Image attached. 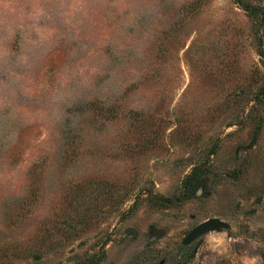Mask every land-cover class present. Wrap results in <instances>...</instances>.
<instances>
[{
  "label": "rangeland",
  "instance_id": "374dc122",
  "mask_svg": "<svg viewBox=\"0 0 264 264\" xmlns=\"http://www.w3.org/2000/svg\"><path fill=\"white\" fill-rule=\"evenodd\" d=\"M0 264H264V0H0Z\"/></svg>",
  "mask_w": 264,
  "mask_h": 264
},
{
  "label": "water",
  "instance_id": "95a60500",
  "mask_svg": "<svg viewBox=\"0 0 264 264\" xmlns=\"http://www.w3.org/2000/svg\"><path fill=\"white\" fill-rule=\"evenodd\" d=\"M230 225L218 217H212L207 219L197 226H195L183 239V244L188 245L200 236L212 232L222 231L227 229Z\"/></svg>",
  "mask_w": 264,
  "mask_h": 264
},
{
  "label": "trees",
  "instance_id": "16d2710c",
  "mask_svg": "<svg viewBox=\"0 0 264 264\" xmlns=\"http://www.w3.org/2000/svg\"><path fill=\"white\" fill-rule=\"evenodd\" d=\"M192 179H193V174L192 175H190L188 178H186V180H185V188L186 189H189L190 188V186L192 185Z\"/></svg>",
  "mask_w": 264,
  "mask_h": 264
}]
</instances>
